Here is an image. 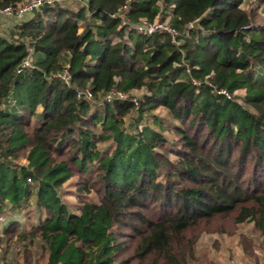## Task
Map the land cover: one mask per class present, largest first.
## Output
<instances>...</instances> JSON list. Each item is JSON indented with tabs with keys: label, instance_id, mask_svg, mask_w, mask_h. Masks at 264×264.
<instances>
[{
	"label": "trees",
	"instance_id": "obj_1",
	"mask_svg": "<svg viewBox=\"0 0 264 264\" xmlns=\"http://www.w3.org/2000/svg\"><path fill=\"white\" fill-rule=\"evenodd\" d=\"M22 1L0 0V9ZM85 1L88 10L44 6L17 37L0 35V215L30 197L40 210L30 233L18 222L0 233L2 264L10 250L33 254L36 245L47 264H191L189 233L202 222L235 215L264 232V25L242 9L245 0ZM162 3L176 6L178 31L202 19L200 27L180 46L135 31L127 42L120 11L153 22ZM29 56L32 68L20 73ZM67 66L70 85L52 76ZM114 89L147 95L138 105L105 102ZM86 90L94 100L80 96ZM220 90H244L246 106ZM137 108L141 116L166 109L170 125L126 134ZM111 139L115 150L101 151ZM72 178L80 194L96 190L99 203L72 214L60 197Z\"/></svg>",
	"mask_w": 264,
	"mask_h": 264
},
{
	"label": "rangeland",
	"instance_id": "obj_2",
	"mask_svg": "<svg viewBox=\"0 0 264 264\" xmlns=\"http://www.w3.org/2000/svg\"><path fill=\"white\" fill-rule=\"evenodd\" d=\"M82 0H64L61 5L76 9L78 11L82 7ZM165 5L160 4V8ZM242 9L254 13V21L258 25H264V4L259 3L257 0H245L242 4ZM32 15L26 18V21ZM87 22H80L81 30L84 29ZM20 21L9 18L0 13V35L6 38L11 36L17 37L18 26ZM94 31L100 25V22L93 23ZM115 42L117 38L113 37ZM128 42V39H126ZM129 44V43H128ZM131 45V44H129ZM99 49V46L96 47ZM252 74L254 80L260 83L263 72L259 66H255ZM253 77V75H252ZM130 96L136 99L138 105L147 95L146 89L134 90L129 93ZM234 98L240 105L244 104L246 92L244 90L234 93ZM101 100V99H100ZM5 107V106H4ZM140 109L132 112L126 117L123 124V131L126 134H131L138 137V133H142L144 129L158 131L159 125H170L169 112L164 108H159L152 112H146L142 116ZM41 112V109H38ZM99 129V128H98ZM165 136L171 141L173 135L165 133ZM109 141L101 142L98 147L101 151L112 153L115 150V145ZM171 143V142H170ZM160 151V150H158ZM161 152V151H160ZM172 161H176V157L170 156ZM25 161L21 165H26ZM97 164V163H96ZM94 174L92 175L93 178ZM89 178V179H90ZM77 179L72 178L63 185L60 190L61 200L67 204L69 211L72 214H79V210L83 207L84 202L99 203L100 197L96 190L92 189L90 192L80 194L78 192ZM5 216L0 215V233L3 235L5 229L11 223L18 222L21 225L20 232L30 233L32 225H38L40 217V210L35 197H30L19 205L16 212H10V204L6 205ZM150 216V213L148 212ZM196 239V260L191 264H264V232L256 221L248 220L244 223L237 224L235 215L218 216L210 221L202 222L199 226L195 227L190 233ZM37 246V247H36ZM33 247V254H25L14 252L10 250L6 254L8 264H47L44 248L36 245ZM2 254V251L0 252ZM2 264V260H0Z\"/></svg>",
	"mask_w": 264,
	"mask_h": 264
},
{
	"label": "built area",
	"instance_id": "obj_3",
	"mask_svg": "<svg viewBox=\"0 0 264 264\" xmlns=\"http://www.w3.org/2000/svg\"><path fill=\"white\" fill-rule=\"evenodd\" d=\"M64 0H23L19 4H17L15 7L9 6L5 9H0V13L3 14L6 17L13 18L20 21V24L26 21V18L30 15H32L35 11L40 10L44 6H51L55 4H61ZM82 7L86 8L88 10V6L86 4L85 0H82ZM176 6L171 5L169 7L160 8L157 18L150 22L146 19H142L140 22H131L129 19L126 18V13L128 12V6H125L120 11V17L122 18V25L121 27L126 28V35L125 40L128 39L129 41V32L135 31L139 35L145 36V37H151L156 34H167L171 37L173 42L180 46L181 42L184 38H187L189 36V31L192 29V25H189L186 27V29L182 32L178 31L174 26L172 25V18L173 13ZM88 13V11H87ZM30 55L32 53L31 50ZM32 59L29 56L26 58L21 66L19 67V72L26 71L30 68H32ZM54 78L61 79L64 81L65 84L70 85L71 82V74L69 71V66L65 67L63 71H59L52 75ZM195 85L197 87L201 86V83L193 80ZM218 94L225 95L228 97V99H233L235 95H230L226 90H220L217 92ZM80 96H85L86 99L94 100L93 95L90 90H86L80 93ZM104 101L111 103L115 100H130L133 103L136 104V99L134 97L130 96L129 94L122 92L120 90L114 89L110 92H108L104 96Z\"/></svg>",
	"mask_w": 264,
	"mask_h": 264
},
{
	"label": "water",
	"instance_id": "obj_4",
	"mask_svg": "<svg viewBox=\"0 0 264 264\" xmlns=\"http://www.w3.org/2000/svg\"><path fill=\"white\" fill-rule=\"evenodd\" d=\"M201 22H202V19L197 20L196 22H194V23L192 24V27L195 28V29L199 28Z\"/></svg>",
	"mask_w": 264,
	"mask_h": 264
}]
</instances>
